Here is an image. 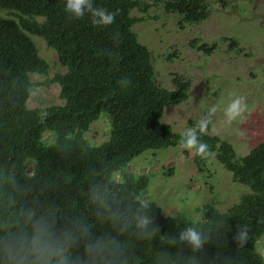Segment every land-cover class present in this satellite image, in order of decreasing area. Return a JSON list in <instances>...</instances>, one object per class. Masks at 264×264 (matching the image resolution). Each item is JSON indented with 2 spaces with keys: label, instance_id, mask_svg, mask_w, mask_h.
Masks as SVG:
<instances>
[{
  "label": "trees",
  "instance_id": "trees-1",
  "mask_svg": "<svg viewBox=\"0 0 264 264\" xmlns=\"http://www.w3.org/2000/svg\"><path fill=\"white\" fill-rule=\"evenodd\" d=\"M94 6L115 12L114 23L102 28L93 26L87 14L71 18L64 11V0H0V11L11 14H0V181H12L21 189L17 195L7 185L17 207L37 200L55 201L61 207L75 204V211L98 234L101 225L95 209L82 193L100 182L121 207L137 206L138 196L146 199L150 177L127 169L147 151L178 147L183 133L162 120L168 107L183 104L191 92L192 81L184 75H173V89L157 82L153 53L134 27L150 19L153 8L177 16L182 27L200 25L210 18L212 6L210 0H94ZM136 10L144 16H133ZM33 37L44 39L66 70L51 80L60 87V105L28 108L39 86L30 76L45 75L49 69ZM225 40L231 48H239L236 41ZM190 46L206 55L217 49L199 39ZM174 56L169 54L168 61ZM103 114L110 117V138L91 146L85 135ZM188 127H198L197 120L189 121ZM211 131L209 123L199 134L208 145L207 155L190 150L196 170L209 172L208 162L214 156L250 192L224 213L214 202L205 204L200 209L202 221L165 217L149 201L147 213L156 231L150 239L129 238L131 264H264L257 254L264 248V141L238 157L232 144ZM46 134L52 139L46 140ZM189 226L205 236L199 250L174 240ZM242 227L247 231L243 243L234 238Z\"/></svg>",
  "mask_w": 264,
  "mask_h": 264
},
{
  "label": "rangeland",
  "instance_id": "rangeland-1",
  "mask_svg": "<svg viewBox=\"0 0 264 264\" xmlns=\"http://www.w3.org/2000/svg\"><path fill=\"white\" fill-rule=\"evenodd\" d=\"M210 4L211 16L200 25L182 27L177 16L163 15L153 8L149 13L151 18L136 24L134 32L152 51L156 79L162 87L173 89V75H184L192 81L189 99L179 106L168 107L162 122L183 133L189 121H198L215 106L210 119L211 134L232 144L238 157H243L264 141V0H210ZM0 14L11 15L7 11ZM133 16L144 15L136 10ZM195 39L216 44L215 53L206 55L194 50L190 43ZM225 39L236 41L239 48H231ZM33 40L49 69L45 75L30 76L31 82L39 86L29 99L28 108L60 105V87L51 80L66 70L44 39L33 37ZM169 54L175 55L171 61ZM235 96L245 97L246 111L226 123L223 108ZM110 135V117L103 114L85 137L91 146H100ZM45 139L51 140V134H46ZM208 167L207 175L199 173L192 151L177 147L147 151L134 159L127 171L150 177L145 197L158 205L165 217L183 215L202 221L200 209L205 204L214 202L224 213L250 192L235 182L214 156ZM171 169L173 174L169 175ZM115 178L121 181L119 174Z\"/></svg>",
  "mask_w": 264,
  "mask_h": 264
},
{
  "label": "clouds",
  "instance_id": "clouds-1",
  "mask_svg": "<svg viewBox=\"0 0 264 264\" xmlns=\"http://www.w3.org/2000/svg\"><path fill=\"white\" fill-rule=\"evenodd\" d=\"M65 13L74 19L86 14L96 27H108L114 23L115 12L94 6V0H64ZM213 106L197 121L198 127L185 128L178 147L195 150L207 155V143L199 138L215 113ZM246 111L244 96L233 97L223 108V118L230 123ZM11 188L19 195L21 189L12 181H0V264H131L133 259L129 238L150 239L156 229L147 213L149 201L136 197L137 206L121 207L108 188L95 182L82 193L88 204L95 209L101 230L97 234L93 225L75 211V204L63 207L55 201H27L17 207ZM36 205H39L38 207ZM241 243L247 240L246 228L235 233ZM193 251L205 243L204 234L194 226L186 227L174 238ZM264 260V248L257 249Z\"/></svg>",
  "mask_w": 264,
  "mask_h": 264
}]
</instances>
